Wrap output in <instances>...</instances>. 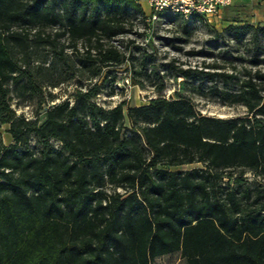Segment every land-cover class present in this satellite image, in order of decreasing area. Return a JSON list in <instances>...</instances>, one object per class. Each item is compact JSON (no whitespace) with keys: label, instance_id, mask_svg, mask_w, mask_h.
Listing matches in <instances>:
<instances>
[{"label":"trees","instance_id":"trees-1","mask_svg":"<svg viewBox=\"0 0 264 264\" xmlns=\"http://www.w3.org/2000/svg\"><path fill=\"white\" fill-rule=\"evenodd\" d=\"M138 18L152 26L136 0H0V125L11 139L0 143V264H156L174 253L264 264V184L245 176L264 178V25L228 27L236 44L248 35L249 54L229 70L166 65L192 92L246 110L218 118L163 95L166 71L132 53ZM122 67L154 95L97 104ZM74 78L86 87L46 101L44 87ZM14 98H39L42 117L16 115Z\"/></svg>","mask_w":264,"mask_h":264},{"label":"rangeland","instance_id":"rangeland-1","mask_svg":"<svg viewBox=\"0 0 264 264\" xmlns=\"http://www.w3.org/2000/svg\"><path fill=\"white\" fill-rule=\"evenodd\" d=\"M144 13L149 14L147 0H138ZM245 5L235 4L232 10L224 9L211 22H202L190 20L187 23L181 19H167L164 24L158 23L144 28L140 19H136V33L130 37L135 40L133 54L139 58L141 49H145L148 53V60L151 65L157 66L160 71H166V65L170 61H175L176 65L182 68L189 67L198 69L202 61L205 63L217 62L228 70L231 65L240 62L237 60L239 54L246 58L249 56L246 53L248 35L241 38L236 44L232 39L231 34L227 30L229 26H241L243 23L252 25H264V20H261L262 12L257 10L260 8V3L249 7V10H244ZM248 7V6H246ZM259 21V22H258ZM123 41V42H122ZM126 37H119L116 42L124 44ZM193 53V54H192ZM260 66L264 67V54L260 55ZM116 83L112 96L106 92L101 93L95 98V102L104 107L115 106L120 101H126L128 105L135 106L146 103L147 99L154 95L152 82H145V88L141 89L137 86L130 85L128 81L127 71L125 67L117 69ZM87 81H77V78L70 79L61 83L57 88L44 87L42 90L46 101H49L48 94L54 96V102L63 101L69 94L79 85L85 88ZM194 87L197 86V81L193 82ZM108 91V90H106ZM174 93H179L187 98L195 108L203 115L218 117V118H233L246 114L244 107L239 105L228 106L219 102L212 96H200L197 92H192L181 78H175L173 72L166 71L165 89L163 95L165 97H173ZM39 98L34 99H17L14 98L11 102V107L16 115H23L30 119L34 118L36 113H41L42 108L39 105ZM41 111V112H40ZM7 126L0 125V143L8 145L11 142L10 135L6 132ZM201 167L200 164L183 165L179 167L169 168L171 171L184 172L193 168ZM250 182L259 181L264 184V178H255L251 173L245 175ZM156 264H186L178 253L166 255L156 259Z\"/></svg>","mask_w":264,"mask_h":264},{"label":"built area","instance_id":"built-area-1","mask_svg":"<svg viewBox=\"0 0 264 264\" xmlns=\"http://www.w3.org/2000/svg\"><path fill=\"white\" fill-rule=\"evenodd\" d=\"M236 1L240 0H147L149 14L146 22L152 26L173 18L211 22Z\"/></svg>","mask_w":264,"mask_h":264},{"label":"crops","instance_id":"crops-1","mask_svg":"<svg viewBox=\"0 0 264 264\" xmlns=\"http://www.w3.org/2000/svg\"><path fill=\"white\" fill-rule=\"evenodd\" d=\"M138 2V0H136ZM139 3V2H138ZM243 4L244 6V10H249V7L251 8V6L256 5L257 3H260V8L257 10V12H261L264 11V0H240V1H236L235 3H233V5L226 7L225 9H228L229 11L232 10V6H234L235 4ZM140 4V3H139ZM141 6V5H140ZM248 6V7H246ZM142 8V7H141ZM146 14V13H145ZM147 15V14H146ZM261 20H264V12H262V17ZM259 22V21H258ZM264 23V22H262Z\"/></svg>","mask_w":264,"mask_h":264}]
</instances>
